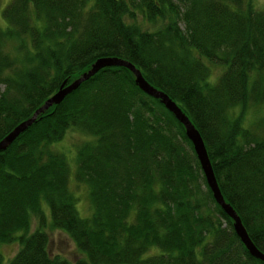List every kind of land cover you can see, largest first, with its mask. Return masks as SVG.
<instances>
[{"label": "trees", "instance_id": "16d2710c", "mask_svg": "<svg viewBox=\"0 0 264 264\" xmlns=\"http://www.w3.org/2000/svg\"><path fill=\"white\" fill-rule=\"evenodd\" d=\"M4 4L0 139L95 58L127 61L191 121L221 198L264 254V4ZM131 76L98 69L0 152V264H264L211 199L181 124ZM249 107L256 111L244 121ZM68 129L85 136L73 146L72 170L51 148ZM69 174L84 191L83 217ZM46 227L65 234L76 258L46 251ZM8 244L10 257L1 251Z\"/></svg>", "mask_w": 264, "mask_h": 264}, {"label": "water", "instance_id": "95a60500", "mask_svg": "<svg viewBox=\"0 0 264 264\" xmlns=\"http://www.w3.org/2000/svg\"><path fill=\"white\" fill-rule=\"evenodd\" d=\"M112 67V66H120L121 68L124 67L128 71L131 72L132 81L136 84L135 86L145 93L147 96L156 99L162 104V107L165 111H169L175 121H178L181 124L182 130L184 131L185 138L187 141L190 142L191 150L194 151L195 159L198 161V168L200 172L203 174V180L206 183V187L208 188L209 192L211 193V199L219 206L221 212H224L227 217L230 219L232 224V232H235L239 242L243 244V248L249 255H251L255 260H259L260 262L264 263V254L257 249L254 248V244L250 242L249 238L247 237V233L244 232L242 228V223L239 221L237 214L231 210L230 205L227 202H224L221 198L220 191L218 190V185L213 178V172L210 170V162L208 161L206 155V151L203 147V141L199 137V133L195 128L192 126L190 120L186 119L185 114L174 104V101L170 100L163 91L154 89L151 84L147 81L143 80L141 77V73L132 67L131 63L120 60L119 58L106 56V57H97L95 58L89 67H87L84 71L81 72L76 78L71 79L70 82L65 83L62 81L55 89L54 92L51 93L49 97L43 100L38 105L37 108L31 112V115L28 116L26 119L22 120L20 123H16L12 128L11 131L6 133L0 139V152L5 148V146L14 140V137L18 133H22L26 129L28 125L35 120L36 116L41 114V112L45 111L48 107H52V105L57 104L59 101L63 99L66 94L71 93L72 90L78 87L80 83L86 78L92 77V75L98 70L102 69V67Z\"/></svg>", "mask_w": 264, "mask_h": 264}, {"label": "rangeland", "instance_id": "374dc122", "mask_svg": "<svg viewBox=\"0 0 264 264\" xmlns=\"http://www.w3.org/2000/svg\"><path fill=\"white\" fill-rule=\"evenodd\" d=\"M5 0L0 1V9L3 8ZM254 5L257 7L261 6V4H264V0H251ZM2 21L0 20V26L2 27ZM142 27H145L147 29L152 30L148 26V24L144 25L142 24ZM211 72H209L208 77H215L218 74V71H220L219 67H215L213 64L209 65ZM256 109L250 108L245 110L244 112V121H247L250 119V116L252 115V112L254 113ZM249 123V122H248ZM85 136H82L78 131H73L72 129H68L63 134V139L59 141L53 142L51 148L60 151L63 156L67 157L68 159V165L69 168L72 170V162H73V151H74V144L78 143L80 140H83ZM71 175L69 174V181H70V188H72V191L74 192V196L78 198L77 203L75 205L76 210H78L79 216L83 217L84 214L88 213L87 208H85L84 205V199L82 198L83 194V188H81L80 185H75L71 180ZM82 212V214H81ZM45 231L48 233L47 235V241L48 246L46 247V251L51 255H57L60 256L63 259H67V261L72 260L76 258V251L74 250V247L72 246V243L70 240H67L65 237V234L61 232L60 230H55L53 228H45ZM15 245L14 244H8L6 247L1 248V251L5 256L10 257L12 251L14 250ZM6 258H3V261H5ZM3 264V262H2Z\"/></svg>", "mask_w": 264, "mask_h": 264}]
</instances>
